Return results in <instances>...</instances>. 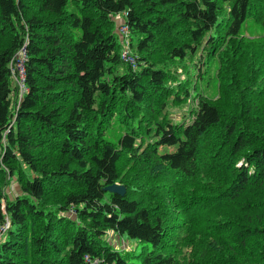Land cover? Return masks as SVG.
I'll return each instance as SVG.
<instances>
[{
  "label": "trees",
  "instance_id": "obj_1",
  "mask_svg": "<svg viewBox=\"0 0 264 264\" xmlns=\"http://www.w3.org/2000/svg\"><path fill=\"white\" fill-rule=\"evenodd\" d=\"M248 26L261 33L246 37ZM5 36L0 264H231L225 249L264 238V0H0ZM206 42L209 67L237 72V83L227 76L236 108L200 96L194 118L176 122L168 109L189 95L184 65L173 71L153 53L175 64ZM21 49L19 100L10 65ZM16 173L22 192L10 198ZM113 183L125 194L105 190ZM108 232L140 251L114 247Z\"/></svg>",
  "mask_w": 264,
  "mask_h": 264
},
{
  "label": "rangeland",
  "instance_id": "obj_2",
  "mask_svg": "<svg viewBox=\"0 0 264 264\" xmlns=\"http://www.w3.org/2000/svg\"><path fill=\"white\" fill-rule=\"evenodd\" d=\"M113 19L117 23L116 31L118 34L119 41L121 43L122 56L124 59H127L128 61L133 63L131 57L132 55H136L134 46L131 43V41L133 42V39L131 38V35L129 36L128 30L127 32H123L122 14L114 15ZM260 33L261 32L259 31L258 27L255 26H253L252 28L248 26V29L246 28L243 30V35H245L246 37L256 36ZM6 39L7 38L5 36L1 39L2 41L0 40V42L5 43ZM230 43L233 44V42ZM209 46V42L204 43L203 46L197 50V53L194 55V57L190 56L182 62L177 61L175 64H173V61H171L168 56L160 54V52L157 51L161 48H164L165 45L163 46L162 43H158V45H156L155 47L154 51H157L153 53V58L155 59V61H158L159 64L162 63L165 66L171 67L173 71L177 69V65H184L183 68L179 71L180 81H189V95H186L184 92H181V99L178 101V103L175 105H169V115L176 122L188 123L194 118L195 110L197 109L198 99L200 96L208 98L211 102L220 106L221 108H224L226 111L232 112L236 108L237 97L235 96V92L237 89L229 85L230 83L228 84L229 77L227 76H232L233 82L237 83L234 79L237 75V72H233L230 68L227 69V72H224V69H221V64L218 65V63H215L211 67H209V63H207L209 58L206 57ZM201 53H203V56L200 55ZM10 67L13 71L17 70V67L15 65H10ZM21 70L15 72L19 73ZM238 72H240V70ZM21 76L22 72L19 75H16L15 78L13 76L12 85L14 87V95H16L17 93L16 86L19 84V77ZM172 85H176V87L178 88V82H173ZM230 88H232L233 93L231 92ZM230 92L233 96V101L231 99ZM149 106L151 105L145 104L146 109L144 110V112H142V114L147 115L145 117H141L142 126L146 123L149 116L151 118L152 111L148 110ZM151 126H153V124ZM113 130H110L109 133H112ZM115 131L117 133L124 132V130L121 128H115ZM24 167L28 169L26 165ZM120 172L123 177L126 176L128 173V171L123 168H121ZM18 177L19 175L17 173L14 176H9L7 183L5 184V191L10 198H12L14 194H21L22 192L20 189ZM63 193L64 191L58 193L57 195L49 197L48 203L52 204L56 201L57 197ZM262 226H264V220L262 222ZM104 238L107 242L111 243L114 247L119 248L122 251H140L138 242L129 239L125 236H121L113 232H108ZM263 242L264 238L262 236H257L256 239H252L249 243L245 245V247L243 248V252H240L238 249H225V251L228 252L227 257L232 259L231 264H236L237 262H241V264H256L257 262H259L260 250L262 248Z\"/></svg>",
  "mask_w": 264,
  "mask_h": 264
},
{
  "label": "built area",
  "instance_id": "obj_3",
  "mask_svg": "<svg viewBox=\"0 0 264 264\" xmlns=\"http://www.w3.org/2000/svg\"><path fill=\"white\" fill-rule=\"evenodd\" d=\"M123 32H127V26H123L122 27ZM24 58H25V51L23 49H21L15 56V58H13L11 66L15 64V66L17 67V70H12L14 72L13 76L15 78L16 75H19L22 72V76L19 77V84L18 89H19V100H21L22 96L24 95V93L27 90V86L25 83V68H24ZM132 58V57H131ZM133 60V58H132ZM14 63V64H13ZM22 69V70H21ZM18 70H21L19 73H16L15 71L18 72Z\"/></svg>",
  "mask_w": 264,
  "mask_h": 264
},
{
  "label": "water",
  "instance_id": "obj_4",
  "mask_svg": "<svg viewBox=\"0 0 264 264\" xmlns=\"http://www.w3.org/2000/svg\"><path fill=\"white\" fill-rule=\"evenodd\" d=\"M105 190L124 195L126 187L123 184L113 183L105 187Z\"/></svg>",
  "mask_w": 264,
  "mask_h": 264
}]
</instances>
